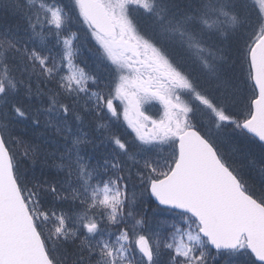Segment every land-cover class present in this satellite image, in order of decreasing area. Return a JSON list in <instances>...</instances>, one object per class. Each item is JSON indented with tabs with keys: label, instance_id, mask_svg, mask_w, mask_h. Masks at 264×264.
Here are the masks:
<instances>
[{
	"label": "snow or ice",
	"instance_id": "obj_1",
	"mask_svg": "<svg viewBox=\"0 0 264 264\" xmlns=\"http://www.w3.org/2000/svg\"><path fill=\"white\" fill-rule=\"evenodd\" d=\"M0 264H264V0H0Z\"/></svg>",
	"mask_w": 264,
	"mask_h": 264
},
{
	"label": "trees",
	"instance_id": "obj_2",
	"mask_svg": "<svg viewBox=\"0 0 264 264\" xmlns=\"http://www.w3.org/2000/svg\"><path fill=\"white\" fill-rule=\"evenodd\" d=\"M147 111H148V113H150V109H147ZM150 115H153L154 117H155V115L158 116V114H156L155 112L151 113ZM120 125H121V131H123L124 128L126 127V125H124L122 117H121V120H120ZM128 131L130 132L131 130L128 129ZM125 138H127V137H125Z\"/></svg>",
	"mask_w": 264,
	"mask_h": 264
},
{
	"label": "rangeland",
	"instance_id": "obj_3",
	"mask_svg": "<svg viewBox=\"0 0 264 264\" xmlns=\"http://www.w3.org/2000/svg\"><path fill=\"white\" fill-rule=\"evenodd\" d=\"M155 106H157L158 107V111H159V113H160V115H161V109H160V106L158 105V104H156ZM160 115L159 116H155L156 118H159L160 117Z\"/></svg>",
	"mask_w": 264,
	"mask_h": 264
}]
</instances>
